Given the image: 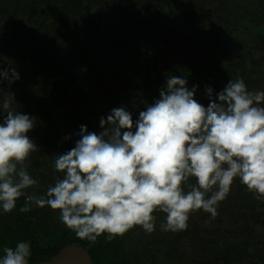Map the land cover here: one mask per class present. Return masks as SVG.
Wrapping results in <instances>:
<instances>
[{
    "label": "trees",
    "instance_id": "obj_1",
    "mask_svg": "<svg viewBox=\"0 0 264 264\" xmlns=\"http://www.w3.org/2000/svg\"><path fill=\"white\" fill-rule=\"evenodd\" d=\"M9 58L19 79L0 87L35 118L28 171L37 184L28 191L46 195L61 176L56 156L75 147L82 125L99 134L101 118L120 107L135 124L169 76L196 87L205 107L206 89L215 98L230 80L264 91V0H0V68ZM23 203L0 209V258L26 242L29 264L69 245L94 264H264V200L238 178L215 219L201 210L187 230L163 232L165 214L156 213L153 233L134 228L110 243L79 239L49 207L21 213Z\"/></svg>",
    "mask_w": 264,
    "mask_h": 264
},
{
    "label": "clouds",
    "instance_id": "obj_2",
    "mask_svg": "<svg viewBox=\"0 0 264 264\" xmlns=\"http://www.w3.org/2000/svg\"><path fill=\"white\" fill-rule=\"evenodd\" d=\"M18 79L15 68L0 70V84ZM186 85L169 76L135 124L120 107L101 118L99 134L82 125L75 147L55 158L61 176L41 196L28 191L37 184L28 171L38 152L28 136L35 118L0 87V209L12 213L21 198V213L49 207L79 239L95 244L134 228L153 233L156 213L165 214L163 232L187 230L201 210L215 219L237 178L264 200V91L230 80L215 98L206 89L205 107L194 98L196 87ZM3 251L0 264H29L28 243Z\"/></svg>",
    "mask_w": 264,
    "mask_h": 264
},
{
    "label": "water",
    "instance_id": "obj_3",
    "mask_svg": "<svg viewBox=\"0 0 264 264\" xmlns=\"http://www.w3.org/2000/svg\"><path fill=\"white\" fill-rule=\"evenodd\" d=\"M41 264H94L89 252L77 245L66 246L58 255Z\"/></svg>",
    "mask_w": 264,
    "mask_h": 264
},
{
    "label": "flooded vegetation",
    "instance_id": "obj_4",
    "mask_svg": "<svg viewBox=\"0 0 264 264\" xmlns=\"http://www.w3.org/2000/svg\"><path fill=\"white\" fill-rule=\"evenodd\" d=\"M26 22L30 25V27L28 29H31V26L36 27L35 25H31L29 23V21H26ZM10 62H11V59L10 58L8 60H6L5 62H3L2 65H1L2 67L0 68V70L8 69Z\"/></svg>",
    "mask_w": 264,
    "mask_h": 264
}]
</instances>
